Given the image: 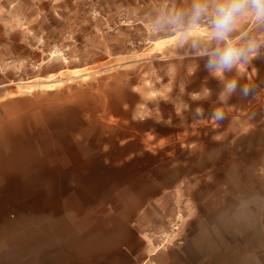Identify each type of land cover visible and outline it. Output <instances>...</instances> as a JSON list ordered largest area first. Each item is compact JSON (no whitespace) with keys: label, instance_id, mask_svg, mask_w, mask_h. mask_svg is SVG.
<instances>
[{"label":"rangeland","instance_id":"rangeland-1","mask_svg":"<svg viewBox=\"0 0 264 264\" xmlns=\"http://www.w3.org/2000/svg\"><path fill=\"white\" fill-rule=\"evenodd\" d=\"M191 3L0 0V101L60 93L92 104L80 113L91 115L111 176L122 177L100 193L128 210L142 206L143 233L180 224L179 239L154 262L188 228L245 224L249 213L264 224V24L238 21L233 35L254 39L258 56L217 77L205 67L213 46L206 25L154 28L166 11ZM232 79L237 90L221 102ZM216 109L224 119H213Z\"/></svg>","mask_w":264,"mask_h":264},{"label":"crops","instance_id":"crops-1","mask_svg":"<svg viewBox=\"0 0 264 264\" xmlns=\"http://www.w3.org/2000/svg\"><path fill=\"white\" fill-rule=\"evenodd\" d=\"M91 106L60 93L0 101V264L144 261L143 207L98 190L122 177L97 154L91 115L80 113ZM248 218L188 228L155 262L264 264V224Z\"/></svg>","mask_w":264,"mask_h":264},{"label":"clouds","instance_id":"clouds-1","mask_svg":"<svg viewBox=\"0 0 264 264\" xmlns=\"http://www.w3.org/2000/svg\"><path fill=\"white\" fill-rule=\"evenodd\" d=\"M244 16L251 17L257 24H264V0H192L187 9L166 11L154 22V28L187 30L206 25V37L213 46L204 52L205 67L213 75L222 77L225 72L239 69L258 56L260 45L254 39L243 33L233 35L238 21ZM237 87L236 79L228 81L224 92L220 94L221 102H226ZM251 90L249 85L241 89L245 97ZM207 95L206 90L205 98ZM193 98L200 97L194 95ZM202 112L203 109H197L198 114ZM213 119H224L221 109L214 111Z\"/></svg>","mask_w":264,"mask_h":264},{"label":"built area","instance_id":"built-area-1","mask_svg":"<svg viewBox=\"0 0 264 264\" xmlns=\"http://www.w3.org/2000/svg\"><path fill=\"white\" fill-rule=\"evenodd\" d=\"M180 224L176 219L173 221L166 231H155L154 229H148L143 233L144 238L148 241L149 255L141 264H155L151 257H153L158 251L162 250L165 245H169L174 241H177L180 237Z\"/></svg>","mask_w":264,"mask_h":264},{"label":"bare ground","instance_id":"bare-ground-1","mask_svg":"<svg viewBox=\"0 0 264 264\" xmlns=\"http://www.w3.org/2000/svg\"><path fill=\"white\" fill-rule=\"evenodd\" d=\"M49 86H52V85H49Z\"/></svg>","mask_w":264,"mask_h":264}]
</instances>
